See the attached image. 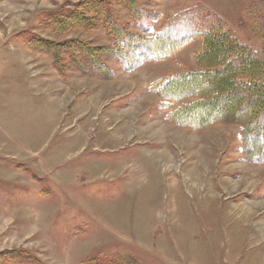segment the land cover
Returning a JSON list of instances; mask_svg holds the SVG:
<instances>
[{"label": "rangeland", "instance_id": "rangeland-1", "mask_svg": "<svg viewBox=\"0 0 264 264\" xmlns=\"http://www.w3.org/2000/svg\"><path fill=\"white\" fill-rule=\"evenodd\" d=\"M140 2L159 16L152 34L168 15L202 6L238 42L264 50L262 22L247 15L255 0ZM79 3L0 0V264H264L255 142L232 123L175 124L150 89L197 70L200 42L129 71L109 60L105 76L64 69L63 79L45 44L30 42L55 46L62 64L75 41L111 46L102 29L48 30Z\"/></svg>", "mask_w": 264, "mask_h": 264}, {"label": "trees", "instance_id": "trees-1", "mask_svg": "<svg viewBox=\"0 0 264 264\" xmlns=\"http://www.w3.org/2000/svg\"><path fill=\"white\" fill-rule=\"evenodd\" d=\"M115 5L126 12L129 22L119 17L108 0H81L49 24L48 30L56 34L102 29L111 40L106 48H91L83 41L66 45L68 49L61 56L67 53L72 66L66 68L68 64L58 60V51H53L55 46L51 44L37 40L30 45L45 44L43 50L53 57L64 79L68 75L64 69L105 76L109 74L105 65L109 60H117L129 71L145 61L170 58L184 45L199 41V52L193 58L198 69L160 80L150 87L151 91L163 100L169 119L179 126L195 130L221 123L240 126L246 144L255 142L248 149L251 160L264 162V50L238 42L224 20L206 7L168 15L152 34L158 14L146 10L140 0H115ZM247 15H258L262 24L255 32L264 37V0H255ZM134 27L141 34L134 32ZM80 54L89 59L91 67L82 66L76 58Z\"/></svg>", "mask_w": 264, "mask_h": 264}, {"label": "crops", "instance_id": "crops-1", "mask_svg": "<svg viewBox=\"0 0 264 264\" xmlns=\"http://www.w3.org/2000/svg\"><path fill=\"white\" fill-rule=\"evenodd\" d=\"M61 81H64V80H61ZM71 85V84H70ZM76 97V96H75ZM80 104V101L78 102Z\"/></svg>", "mask_w": 264, "mask_h": 264}]
</instances>
